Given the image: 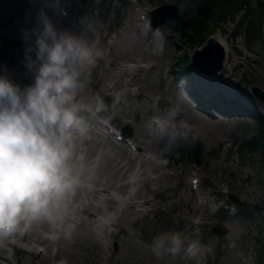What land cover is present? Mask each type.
Instances as JSON below:
<instances>
[{"label": "rangeland", "instance_id": "obj_1", "mask_svg": "<svg viewBox=\"0 0 264 264\" xmlns=\"http://www.w3.org/2000/svg\"><path fill=\"white\" fill-rule=\"evenodd\" d=\"M43 1L45 13L63 26L58 30H65L59 15L78 16L83 27L66 25L67 31L97 40L116 60H98L92 70L89 88L107 110L91 118L87 135L75 141V155L85 164L82 186L61 221L34 225L48 237L47 246L26 234L0 241V264H36L43 254L51 264H264L262 136L253 115H264V97L248 88L255 83L264 92V0H59V8ZM206 1L211 18L189 43L183 30ZM160 4H173V14L147 28L143 20ZM16 17L11 12L0 25V75L21 87L24 76L26 85L33 77L15 66L24 63L27 46L22 33L7 27ZM92 21L99 24L94 37L86 30ZM156 30L165 38L160 56L153 54ZM215 32L227 41L221 68L215 74L180 70L192 48ZM119 34L125 37L123 57L112 54ZM195 77L218 88L191 93ZM116 92L122 103L112 108ZM174 113L173 123L185 119L199 127V139L162 154L166 140L148 124ZM166 232L210 244L213 252L158 258L151 244Z\"/></svg>", "mask_w": 264, "mask_h": 264}, {"label": "clouds", "instance_id": "obj_2", "mask_svg": "<svg viewBox=\"0 0 264 264\" xmlns=\"http://www.w3.org/2000/svg\"><path fill=\"white\" fill-rule=\"evenodd\" d=\"M53 2L59 8V0ZM98 28L95 21L86 24L93 37ZM152 35L153 54L160 56L165 38L159 30ZM23 39L24 67L32 83L21 88L0 75V241L63 219L85 173L75 141L87 135L91 118L107 110L103 97L89 88L92 70L104 56L97 40L58 30L43 10L35 26L23 30ZM122 95L114 94L112 108L122 103ZM175 115L148 124L166 140L162 154L199 139V127L185 119L173 123ZM228 246L235 248V243ZM151 250L158 258L191 259L213 252L210 244L179 232L159 234Z\"/></svg>", "mask_w": 264, "mask_h": 264}, {"label": "bare ground", "instance_id": "obj_3", "mask_svg": "<svg viewBox=\"0 0 264 264\" xmlns=\"http://www.w3.org/2000/svg\"><path fill=\"white\" fill-rule=\"evenodd\" d=\"M73 3V2H72ZM82 6V5H81ZM91 6V5H90ZM89 6V7H90ZM86 7V6H85ZM76 8V7H75ZM47 9V5L45 4V2L43 0H0V25L2 23H4V20L10 15V13L12 12H15L16 11V14H17V17L15 19H13L12 21H10L8 23V29H12L16 32H19V33H22L23 34V30H31L32 27L35 26L36 24V17H37V14L40 10H43L44 12L46 11ZM89 9V8H88ZM87 9V10H88ZM75 11V10H74ZM93 12V11H92ZM66 14V13H65ZM92 14V13H91ZM90 14V15H91ZM95 14V13H94ZM71 15V14H69ZM58 18L65 24V30L66 29V25H69V26H72L73 29L75 30H80L82 27H83V21L82 19L78 18V16L75 17V19H71V16L70 17H67L66 15H59ZM8 19V18H7ZM52 21V20H51ZM53 22V21H52ZM55 26H61V24H55V22H53ZM59 28V27H58ZM61 30H64V28H62ZM213 36L216 37L217 40H219L221 43H222V46L224 48V54H226V48L227 47V41L226 39L224 38V36H221L220 37L218 36V33H213ZM123 38H125L123 36V34H119V37H118V41H117V44H116V48L113 50L112 54L114 56H120V57H123L124 56V52L121 48L122 46V43H123ZM124 44V43H123ZM99 45V44H98ZM125 47V46H123ZM127 47V46H126ZM109 51V50H108ZM105 54V53H104ZM111 54V55H112ZM23 57V55H22ZM118 58V57H117ZM99 60H106L107 62H110V63H115V60L114 58H108L106 55L103 56L102 59H99ZM105 61V62H106ZM16 66V69L17 68H22V69H25L24 67V63L23 62H18L17 64H15ZM114 67V66H113ZM118 67V66H117ZM18 69V70H20ZM21 69V70H22ZM5 70V69H4ZM93 74V73H92ZM18 76V74H16ZM197 77V76H196ZM194 78L193 80V84H194V87H195V90L193 89H190V92L193 93V91H199L198 93L202 92V93H207L218 88L217 84H213L212 86L211 85H208L206 82H204L203 80L199 79V78ZM94 78V77H93ZM92 80V79H91ZM191 83V82H190ZM186 85V84H185ZM101 86V84H100ZM105 86V85H104ZM188 87V86H187ZM191 88V87H190ZM225 89V88H224ZM228 90V89H227ZM101 93V92H99ZM228 94V93H227ZM214 95V94H213ZM212 96V95H210ZM217 96V95H216ZM221 97V96H220ZM220 101V100H219ZM220 103V102H219ZM139 130V129H138ZM140 131V130H139ZM107 145V144H106ZM106 147V146H105ZM107 148V147H106ZM110 149V148H109ZM116 149V148H115ZM107 151V150H106ZM109 151V150H108ZM113 151V150H112ZM118 152V151H117ZM112 153V152H111ZM112 156V155H111ZM116 156V154H115ZM114 158V156H113ZM118 158V157H117ZM116 162V161H115ZM116 164V163H115ZM109 166V165H108ZM111 167V166H110ZM110 169V168H109ZM113 171V169H112ZM110 171V172H112ZM119 175V174H118ZM88 213H91L90 210L87 211ZM48 227V223L47 222H43V223H40L38 224V227ZM36 226V225H35ZM33 226L31 228L30 231L26 232L25 234L26 235H29V236H33L35 239H38V240H41V241H44L45 245L44 246H47L46 244L48 243V237H44L42 236L39 231L37 230V228ZM42 229V228H41ZM45 229V228H44ZM27 237V236H26ZM50 246V245H49ZM46 248V247H45ZM62 250V249H61ZM2 251V250H1ZM59 251V250H57ZM36 264H51L50 261L48 260L47 258V255L43 254L41 256V259L36 263Z\"/></svg>", "mask_w": 264, "mask_h": 264}, {"label": "water", "instance_id": "obj_4", "mask_svg": "<svg viewBox=\"0 0 264 264\" xmlns=\"http://www.w3.org/2000/svg\"><path fill=\"white\" fill-rule=\"evenodd\" d=\"M163 8H166L165 12H159V10H162ZM174 8L175 6L173 4H160L153 7L150 12L151 25L157 27L165 14H173ZM224 55L222 43L213 36V33H208L203 37L199 45L192 48V51L189 54V60L196 72L202 71L215 74L221 68ZM30 77H33L32 74H30ZM248 88L254 97L258 99L264 97L263 89L257 84L251 83L248 85ZM172 161L173 157L169 159V162ZM229 196L232 199H236L231 194H229ZM212 229H217V226L213 225Z\"/></svg>", "mask_w": 264, "mask_h": 264}, {"label": "trees", "instance_id": "obj_5", "mask_svg": "<svg viewBox=\"0 0 264 264\" xmlns=\"http://www.w3.org/2000/svg\"><path fill=\"white\" fill-rule=\"evenodd\" d=\"M213 11L212 5L209 1L203 2L199 7V11L196 16H194L193 20L190 22L189 26L183 30V34L187 38L186 41L191 43L195 37L200 35L203 32V29L211 18V13ZM180 60L185 61V58H181ZM193 69L192 65L189 61L185 62L184 65H181L180 70L183 72H190ZM211 101L214 100L213 97L210 98ZM255 117V128L256 131L262 136V139L259 140V150L261 153V162L262 168L264 170V115L254 113Z\"/></svg>", "mask_w": 264, "mask_h": 264}]
</instances>
